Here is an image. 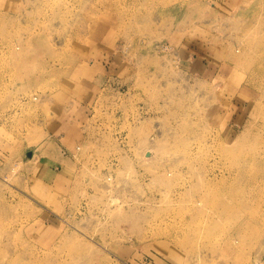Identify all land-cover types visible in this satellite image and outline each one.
I'll use <instances>...</instances> for the list:
<instances>
[{
	"label": "rangeland",
	"instance_id": "obj_1",
	"mask_svg": "<svg viewBox=\"0 0 264 264\" xmlns=\"http://www.w3.org/2000/svg\"><path fill=\"white\" fill-rule=\"evenodd\" d=\"M0 264H264V0H0Z\"/></svg>",
	"mask_w": 264,
	"mask_h": 264
},
{
	"label": "bare ground",
	"instance_id": "obj_2",
	"mask_svg": "<svg viewBox=\"0 0 264 264\" xmlns=\"http://www.w3.org/2000/svg\"><path fill=\"white\" fill-rule=\"evenodd\" d=\"M144 158V157H143ZM145 159V158H144ZM168 175V174H167Z\"/></svg>",
	"mask_w": 264,
	"mask_h": 264
},
{
	"label": "water",
	"instance_id": "obj_3",
	"mask_svg": "<svg viewBox=\"0 0 264 264\" xmlns=\"http://www.w3.org/2000/svg\"><path fill=\"white\" fill-rule=\"evenodd\" d=\"M28 156H30V155L28 154Z\"/></svg>",
	"mask_w": 264,
	"mask_h": 264
}]
</instances>
